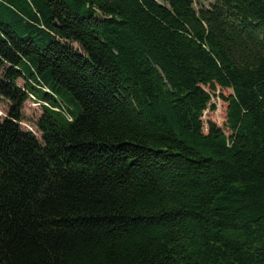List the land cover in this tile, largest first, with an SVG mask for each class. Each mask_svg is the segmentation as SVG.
I'll return each instance as SVG.
<instances>
[{
	"label": "trees",
	"instance_id": "1",
	"mask_svg": "<svg viewBox=\"0 0 264 264\" xmlns=\"http://www.w3.org/2000/svg\"><path fill=\"white\" fill-rule=\"evenodd\" d=\"M0 95V264H264V0H0Z\"/></svg>",
	"mask_w": 264,
	"mask_h": 264
},
{
	"label": "rangeland",
	"instance_id": "2",
	"mask_svg": "<svg viewBox=\"0 0 264 264\" xmlns=\"http://www.w3.org/2000/svg\"><path fill=\"white\" fill-rule=\"evenodd\" d=\"M205 4L207 5V2ZM17 83L21 86L23 85L20 79H18ZM205 90L210 95V101L208 107L202 113V120L204 122L203 131H207V121H212L226 134H230V128L227 127V97L232 93V90L230 88H220L219 86H216L214 90L206 87ZM8 105L9 102L0 95V120L7 115ZM40 105L43 104H40L31 95L21 107L22 119L19 122L22 129L32 131L37 137H40V132L35 122L42 113Z\"/></svg>",
	"mask_w": 264,
	"mask_h": 264
},
{
	"label": "bare ground",
	"instance_id": "3",
	"mask_svg": "<svg viewBox=\"0 0 264 264\" xmlns=\"http://www.w3.org/2000/svg\"><path fill=\"white\" fill-rule=\"evenodd\" d=\"M47 104V103H46ZM43 105H45V104H43Z\"/></svg>",
	"mask_w": 264,
	"mask_h": 264
}]
</instances>
